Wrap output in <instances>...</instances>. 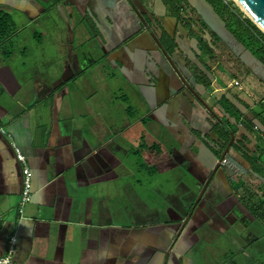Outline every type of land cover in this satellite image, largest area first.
Returning <instances> with one entry per match:
<instances>
[{"label": "crops", "instance_id": "obj_1", "mask_svg": "<svg viewBox=\"0 0 264 264\" xmlns=\"http://www.w3.org/2000/svg\"><path fill=\"white\" fill-rule=\"evenodd\" d=\"M182 1L0 0V257L14 233L13 264H264L239 152L264 160V64Z\"/></svg>", "mask_w": 264, "mask_h": 264}, {"label": "trees", "instance_id": "obj_2", "mask_svg": "<svg viewBox=\"0 0 264 264\" xmlns=\"http://www.w3.org/2000/svg\"><path fill=\"white\" fill-rule=\"evenodd\" d=\"M168 1V0H166ZM216 11V13L221 16L222 18H225L227 22V26L231 32H233L234 35L239 36L241 41L245 42V46L247 49H249L257 58H259L262 63L264 64V34L256 28V26L247 18H242V14L234 8L233 4H226L225 0H206ZM182 0H169V2H166L167 5L172 8H181L182 6ZM263 113H264V105L262 106ZM255 120L252 121V125H255L258 122H260L259 116L257 115ZM263 128H264V122H263ZM239 152L241 153V158L243 161L249 165L251 173H254L256 165L260 163V165L264 166V160L256 159L255 153L244 150L242 147L239 148ZM250 173V174H251ZM252 176V175H251ZM264 178V176H263ZM240 188L245 189V195L248 194L247 202H253L255 199L254 193H250L248 188L244 185V183L239 184ZM262 192V199L261 201V208L264 209V185L261 188ZM262 218L264 220V210L262 212Z\"/></svg>", "mask_w": 264, "mask_h": 264}, {"label": "built area", "instance_id": "obj_3", "mask_svg": "<svg viewBox=\"0 0 264 264\" xmlns=\"http://www.w3.org/2000/svg\"><path fill=\"white\" fill-rule=\"evenodd\" d=\"M0 135L8 138L11 141L10 135L7 134L5 130L0 128ZM11 147L14 150L15 158L17 163L20 165L21 173H22V191L19 201V210L18 213L21 215L23 213L24 206L31 200L32 190H31V176L29 172V168L25 162L24 156L20 153V151L15 147L13 143H11ZM227 161L222 160L220 165H226ZM16 235L11 234L6 242V254L3 257H0V264H13V255L15 253L16 248Z\"/></svg>", "mask_w": 264, "mask_h": 264}, {"label": "water", "instance_id": "obj_4", "mask_svg": "<svg viewBox=\"0 0 264 264\" xmlns=\"http://www.w3.org/2000/svg\"><path fill=\"white\" fill-rule=\"evenodd\" d=\"M236 6L247 15L248 19L264 34V0H233ZM233 142V135L230 134V141L225 148L222 157L228 153Z\"/></svg>", "mask_w": 264, "mask_h": 264}, {"label": "rangeland", "instance_id": "obj_5", "mask_svg": "<svg viewBox=\"0 0 264 264\" xmlns=\"http://www.w3.org/2000/svg\"><path fill=\"white\" fill-rule=\"evenodd\" d=\"M225 3L226 4H233V6H234V8H236L237 10H239V12L242 14V18H247L248 19V17H247V15H245V13H243L237 6H236V4L233 2V0H225ZM244 183V185L248 188V190H249V192L252 194V193H254V194H256V195H259V193H258V191L256 190V188L257 187H259V186H257L258 184H257V182H256V180H254L253 178H252V176H250V175H248V177L245 179V181L243 182ZM241 195V197H243V195L242 194H240ZM246 201H247V199H249L248 198V194H246L245 195V198H244Z\"/></svg>", "mask_w": 264, "mask_h": 264}]
</instances>
